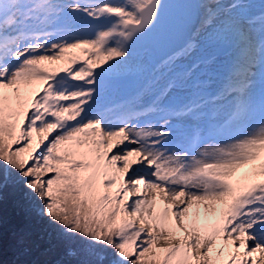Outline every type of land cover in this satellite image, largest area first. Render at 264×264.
Wrapping results in <instances>:
<instances>
[{"label": "snow or ice", "instance_id": "6c2138e0", "mask_svg": "<svg viewBox=\"0 0 264 264\" xmlns=\"http://www.w3.org/2000/svg\"><path fill=\"white\" fill-rule=\"evenodd\" d=\"M8 188L77 264H264V0H0Z\"/></svg>", "mask_w": 264, "mask_h": 264}, {"label": "trees", "instance_id": "16d2710c", "mask_svg": "<svg viewBox=\"0 0 264 264\" xmlns=\"http://www.w3.org/2000/svg\"><path fill=\"white\" fill-rule=\"evenodd\" d=\"M22 197L19 189L8 188L5 190V199L0 212L3 215L5 232V259H11L8 251L9 233L20 227L27 226L32 232V251L24 257L34 264H77L79 257L67 255L68 250H79L83 242L77 237L61 234L56 225H48L47 219L31 216L25 219L17 202Z\"/></svg>", "mask_w": 264, "mask_h": 264}, {"label": "bare ground", "instance_id": "6f19581e", "mask_svg": "<svg viewBox=\"0 0 264 264\" xmlns=\"http://www.w3.org/2000/svg\"><path fill=\"white\" fill-rule=\"evenodd\" d=\"M245 131V130H244ZM225 141H223L222 139H219L218 141H216L213 145H214V147H216V146H219V145H221L222 143H224ZM213 147H212V144H211V142H209V145H208V149L209 150H211Z\"/></svg>", "mask_w": 264, "mask_h": 264}]
</instances>
